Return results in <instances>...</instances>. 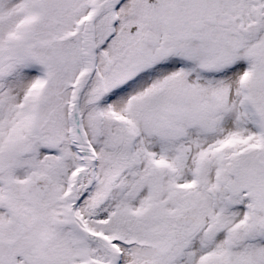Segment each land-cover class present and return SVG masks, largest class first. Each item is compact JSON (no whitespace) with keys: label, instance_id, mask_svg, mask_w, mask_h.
Masks as SVG:
<instances>
[{"label":"snow or ice","instance_id":"6c2138e0","mask_svg":"<svg viewBox=\"0 0 264 264\" xmlns=\"http://www.w3.org/2000/svg\"><path fill=\"white\" fill-rule=\"evenodd\" d=\"M0 264H264V0H0Z\"/></svg>","mask_w":264,"mask_h":264}]
</instances>
